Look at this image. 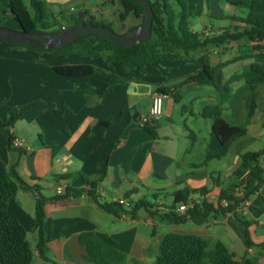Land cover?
Here are the masks:
<instances>
[{
  "label": "crops",
  "instance_id": "1",
  "mask_svg": "<svg viewBox=\"0 0 264 264\" xmlns=\"http://www.w3.org/2000/svg\"><path fill=\"white\" fill-rule=\"evenodd\" d=\"M40 1L52 12L57 4L70 0ZM82 2L78 0L77 5ZM187 2L189 29L199 37L219 38L224 32L235 33L236 28L241 31L244 12L226 0ZM75 6H70L68 14L75 11ZM52 13L55 16L58 12ZM253 45L247 39H225L194 51L182 61L149 66L138 77L132 73L120 74L97 58L71 55L60 58L30 50H8L0 43V121L4 122L9 112L17 109L14 124L7 132L24 144L23 148L9 150L0 127V167L16 164L19 178L29 186H39L44 198L62 195L58 192L61 185L74 190L89 187L95 193L103 191L126 199L130 205L148 201L154 213L151 216L141 209L134 217L114 216L105 213L86 194L46 202L47 260H42L32 229L36 194L19 189L8 202L7 214L26 232L32 250L31 264H88L85 249L79 242V236L86 233L95 234L116 249L125 257L124 264H153L160 242L169 233L221 242L236 260L264 264V201L260 196L264 194V183L260 195L250 200L247 212L240 206L234 214L216 217L218 222L212 219L198 225L186 217L180 223H168L160 218L170 210L177 191L189 190V199L196 201L202 197L192 191L207 190L206 197H216L221 187L230 184L241 162L239 156L260 151H255V145L264 143V86L258 88L257 109L249 120L251 91L243 81L232 83L224 99L219 95L231 77L258 62L253 57L255 52L250 50ZM260 45L264 47V42ZM77 64L92 65L133 80L112 84L102 76L64 78L54 71L55 67ZM206 64L212 67L226 64L217 74L222 84L217 88L186 85L178 91L179 103L171 96L162 95V115L154 125L156 137L142 129L140 122L147 116L157 89L184 80ZM218 103L225 122L246 130V136L236 141L221 159L214 158L221 147L211 133L212 121L202 116L205 107ZM62 108L68 113L60 116L56 111ZM106 157V174L92 188ZM128 158V168L124 170ZM76 174L88 180V184L84 185L78 177L55 181V176ZM216 182H222V186L217 187ZM101 200L100 203H106ZM242 223L246 224L245 228ZM215 225H220V229L215 230L212 227ZM246 233L249 243L245 241Z\"/></svg>",
  "mask_w": 264,
  "mask_h": 264
},
{
  "label": "trees",
  "instance_id": "2",
  "mask_svg": "<svg viewBox=\"0 0 264 264\" xmlns=\"http://www.w3.org/2000/svg\"><path fill=\"white\" fill-rule=\"evenodd\" d=\"M153 12V22L151 26L150 38L129 49H125L105 40L97 35H87L79 37L69 46L54 49L43 50L30 46L19 45L9 42H1L9 48H27L42 52H51L56 55L67 57L69 55L82 58H97L106 62L110 68H116L120 74L132 73L138 77L146 72V68L154 64L175 63L188 57L191 52L204 50L207 46L216 45L218 42L228 39L236 41L247 39L254 43L251 51L255 52L254 58L258 62L250 65L247 71L240 75L231 77L223 84L219 91L220 97L228 96L231 90L230 85L236 81H243L251 91V102L248 113V120L251 119L257 109L260 98L259 87L264 86V47L260 45L264 42V0H226V2L244 12V18L240 20L242 24L241 31L235 33L224 32L219 38L203 39L189 29V8L187 0H149ZM6 11L0 13V24L6 19L16 22L19 30L26 33H53L60 31L61 27L73 26H102L110 29L116 34H125L133 28L139 27L144 22V11L135 0H104L102 5L110 8H117L114 20L96 18V16L87 10H81L84 7L83 2L75 6V11L69 12V8H59L54 16L49 6L40 0H29V7L23 0H2ZM79 8V9H77ZM84 12L82 18L77 17L78 12ZM59 17V19H58ZM69 18V23L66 18ZM132 19L136 23L134 27L129 28L123 33L127 22ZM65 21L66 24L56 25L59 21ZM263 62V63H262ZM226 64L217 66L205 65L200 71L186 77L184 80L163 89H157L156 93L164 96H171L175 103H179L181 95L178 91L189 84L213 86L217 88L222 84L221 77L217 74ZM57 75L64 78H85L90 76H102L111 81L112 84H124L133 78H121L110 71L92 66V65H70L55 67ZM224 99V98H223ZM58 115L68 113L62 108L56 111ZM264 113V109H263ZM17 116V109H12L4 122L0 121V127L3 131V137L9 150L12 149L14 138L8 134V129L14 124ZM202 116L212 121L211 133L221 147L220 153L214 156L215 159L223 158L232 145L246 136V130L238 126L228 124L222 119L219 103L214 106H207L202 111ZM155 120L147 122L141 126L153 137H156ZM240 165L230 178V184L223 188L222 182H216L221 190L216 196L215 202L209 201L205 194L207 190L192 191L201 195L200 203L193 205L185 214L181 215L175 212V209L182 205L193 203L190 200V191L183 189L173 195V202L170 210L160 216L168 223H180L186 217L198 225H204L218 216L234 214L236 209L242 206L244 202L250 201L253 197L260 195L262 184L264 183V148L259 152H246L240 156ZM129 158L125 160L123 168L127 170ZM107 157L101 164L99 177L93 181L92 188L100 182L106 174ZM245 176V179L243 178ZM80 178L84 185L88 180L79 174L55 176V181H69L74 178ZM19 189L33 191L36 194L35 207L32 217V229L36 235V250L42 260H47V245L44 231L46 202L62 201L67 198L87 194L96 202L100 208L107 214L114 216L128 215L134 217L138 210H145L151 216L154 215L152 204L148 201H139L129 207L118 204L100 203L102 201L90 189L74 190L66 188L62 195L52 198H44L39 190V186H29L23 182L17 172L16 164L10 168L0 167V264H31L32 250L26 238L24 228L9 219L7 214L8 202L14 198ZM264 201V194L260 195ZM226 203V206L223 204ZM242 225L246 226L245 223ZM246 243L247 233L245 238ZM79 242L84 247L86 255L85 261L88 264H124L125 257L116 249L107 246L100 238L93 233L81 234ZM249 247V245H247ZM264 248V244L262 245ZM153 264H244L235 259L221 242L211 243L204 238L195 235H181L176 233L167 234L160 242L157 255Z\"/></svg>",
  "mask_w": 264,
  "mask_h": 264
},
{
  "label": "water",
  "instance_id": "3",
  "mask_svg": "<svg viewBox=\"0 0 264 264\" xmlns=\"http://www.w3.org/2000/svg\"><path fill=\"white\" fill-rule=\"evenodd\" d=\"M141 4L144 11V22L139 27L133 28L125 34H116L102 26H73L53 33H26L22 30H11L0 26V41L19 45L30 46L43 50H54L69 46L79 37L90 34L100 36L116 46L129 49L147 41L151 35L153 12L149 0H135ZM84 12L77 13L78 18L84 16Z\"/></svg>",
  "mask_w": 264,
  "mask_h": 264
},
{
  "label": "rangeland",
  "instance_id": "4",
  "mask_svg": "<svg viewBox=\"0 0 264 264\" xmlns=\"http://www.w3.org/2000/svg\"><path fill=\"white\" fill-rule=\"evenodd\" d=\"M25 5L29 7L28 1L29 0H23ZM74 1V4L76 5V7L78 6V0H70L69 2L65 3H61V4H57L56 6L53 7L52 12L57 13L59 8H67L69 5L72 4V2ZM84 3V7L81 10H87L90 11L91 13H93L96 18H103L106 20H114L115 19V13L117 12V8H110L107 5H102L104 0H82ZM79 9V8H77ZM4 11H6V7L2 4V0H0V13H3ZM66 20L69 21V18L67 17ZM66 24L65 21H59L58 24L56 25V28L59 26V24ZM69 23H71L69 21ZM137 22H135L134 20L130 19L126 26L124 27L123 30H119V33H123L125 31H127L129 28L134 27L136 25ZM1 27H5L11 30H19V27L17 25L16 22L12 21L11 19H6L4 22H2L0 24ZM4 45V44H3ZM6 46V45H5ZM6 48H8V50H15V51H23V50H30L32 52H35L36 54H50V55H54V56H59L60 58H65L64 56H60V55H56L54 53L51 52H42V51H38V50H34V49H27V48H16V49H12L6 46ZM191 55L193 54V52L190 53ZM103 62V61H102ZM1 107V105H0ZM225 118V115H224ZM226 119V118H225ZM264 147V143L259 142L255 145V151H259ZM243 206V204H242ZM241 206V207H242ZM220 225H215L212 227H215V230H219ZM36 235H34V239H35ZM29 238V237H28ZM249 264V263H248Z\"/></svg>",
  "mask_w": 264,
  "mask_h": 264
},
{
  "label": "built area",
  "instance_id": "5",
  "mask_svg": "<svg viewBox=\"0 0 264 264\" xmlns=\"http://www.w3.org/2000/svg\"><path fill=\"white\" fill-rule=\"evenodd\" d=\"M71 11H73V10L71 9ZM64 28L65 27L62 26L61 30ZM161 115H162V94L156 93L152 96L151 106H150V109H149L147 116L141 120L140 124H141V126H143L151 120H153V121L156 120ZM12 146L15 148H23L24 144L21 141L14 139L12 141ZM66 188L67 187L65 185H63V186L61 185L58 187V192L60 194H63L65 192ZM90 189L91 188L87 187L86 192L89 191ZM96 195L100 199L106 200L107 203L118 204V205H121L124 207L130 206V203L126 199L117 198L114 195H107L103 191L96 192ZM86 197L88 199L92 200V198L90 196H88L87 194H86ZM206 198L212 202H215V200H216V197L214 195H209ZM196 203H200V201L193 200V203L190 202L188 204H182L175 209V212L179 213V214H185L189 209H192L193 205ZM223 205L226 206V203H224ZM249 206H250V201L244 202V204L242 206V211L247 212V209L249 208ZM218 221H219L218 219L214 220V222H218Z\"/></svg>",
  "mask_w": 264,
  "mask_h": 264
}]
</instances>
